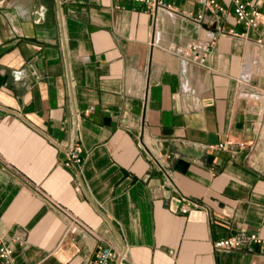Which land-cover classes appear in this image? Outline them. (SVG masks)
Listing matches in <instances>:
<instances>
[{
  "label": "crops",
  "instance_id": "0c3cea01",
  "mask_svg": "<svg viewBox=\"0 0 264 264\" xmlns=\"http://www.w3.org/2000/svg\"><path fill=\"white\" fill-rule=\"evenodd\" d=\"M156 14L126 0H0V240L11 264H85L104 245L134 264H264L258 245L213 248L240 231L264 236V13L251 29L230 19L246 32L237 38L218 34L209 11L203 26ZM74 137L83 162L66 166ZM226 139L245 145L209 147ZM59 206L90 232H67Z\"/></svg>",
  "mask_w": 264,
  "mask_h": 264
},
{
  "label": "built area",
  "instance_id": "2783aa9c",
  "mask_svg": "<svg viewBox=\"0 0 264 264\" xmlns=\"http://www.w3.org/2000/svg\"><path fill=\"white\" fill-rule=\"evenodd\" d=\"M122 1V0H121ZM129 2H139L143 3L146 7V10L149 13H153L155 16L159 11L167 12L175 16H183L189 18L199 26L204 21L206 12L215 13L216 31L218 34L227 33L232 37H246V32L236 30L233 26H230V19L234 23H242L246 28H256L259 24L260 17L264 13V7H258L251 0H198L202 5V9L194 16L190 14L178 11L176 5L171 0H126ZM231 7V11H230ZM205 30H209L205 28ZM209 42H215L216 35L214 33H209ZM259 42H262V39H258ZM198 44H194L193 49L199 47ZM91 109H85L84 113L87 114ZM245 144L243 142L237 143L231 139H226L225 142H221L217 145H210L209 147H217L222 150H229L236 152L238 149L243 147ZM82 148L78 143L76 137H74L69 143V149L67 152V157L65 165H74L81 164L83 162ZM149 157L151 158L153 164L163 173L166 177V180L170 183L172 182L171 170L168 169L167 164L165 163L162 156L159 154H154L151 151L149 152ZM169 157V156H164ZM194 205H197L196 202H193ZM58 210L66 218V230L67 232H76L82 230L84 232L90 230L87 229V226L76 216L72 211L66 207L59 206ZM189 206L185 204L181 208V212L185 213L188 210ZM247 245L259 246L262 253H264V236L255 232H245L240 231L235 234H230L229 236L215 239L213 242L214 250H229L240 248ZM13 255V248L0 240V264H11V259ZM85 264H134L131 257L128 256L127 248L117 249L109 245L100 246L97 251L86 260Z\"/></svg>",
  "mask_w": 264,
  "mask_h": 264
},
{
  "label": "rangeland",
  "instance_id": "374dc122",
  "mask_svg": "<svg viewBox=\"0 0 264 264\" xmlns=\"http://www.w3.org/2000/svg\"><path fill=\"white\" fill-rule=\"evenodd\" d=\"M263 100V99H262Z\"/></svg>",
  "mask_w": 264,
  "mask_h": 264
}]
</instances>
